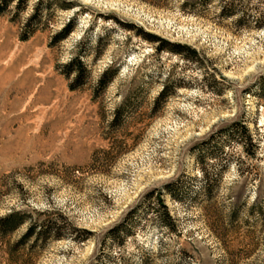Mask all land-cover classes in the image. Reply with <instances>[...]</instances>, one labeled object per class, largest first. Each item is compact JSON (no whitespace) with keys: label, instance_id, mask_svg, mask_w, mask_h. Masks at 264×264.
Masks as SVG:
<instances>
[{"label":"rangeland","instance_id":"obj_1","mask_svg":"<svg viewBox=\"0 0 264 264\" xmlns=\"http://www.w3.org/2000/svg\"><path fill=\"white\" fill-rule=\"evenodd\" d=\"M70 1L0 0V264H264V0Z\"/></svg>","mask_w":264,"mask_h":264},{"label":"trees","instance_id":"obj_2","mask_svg":"<svg viewBox=\"0 0 264 264\" xmlns=\"http://www.w3.org/2000/svg\"><path fill=\"white\" fill-rule=\"evenodd\" d=\"M64 9H69L71 7H73V2L70 0H66V2H64L63 6ZM35 14V13H33ZM74 26V19L72 17H70L66 22H64V24L61 26V28L53 35V40H60L65 38L73 29ZM159 49L165 48V46L160 45L158 47ZM181 46L176 45V48H172L170 50L172 51H180ZM76 64V67L70 68L72 70L67 71L65 74L68 75L69 73H73L74 74V78H73V82L78 81V79L81 77L82 73L85 71L84 66L82 64V62L79 60L78 57H74L70 60V64ZM115 74V69H109L106 68L105 70L102 71L100 77L98 78V83L100 86L104 85L107 81H109L111 78H113ZM71 83L69 85V88H74V83ZM165 96V90H163V88L160 90V92L158 93V97L157 98H164ZM237 130V131H236ZM227 136H230L231 133L233 131L235 132H239V137H238V143H240V145H242L243 151L245 153H248L247 150H245V144L248 143L250 141V136L247 134H245V127L243 126V124H239V128L237 127H229V128H225L224 130H222ZM220 131V132H222ZM213 138V134H211L210 136H208L204 141H202V145L204 146V149H206V147L208 146L207 144L210 142V140H212ZM201 155V154H200ZM203 155V154H202ZM209 155L214 157V153L209 152ZM229 158H226V160L224 161L223 167H227L230 163V158H231V153L228 154ZM227 156V157H228ZM204 173V182H203V192L205 195H208L210 192V182L209 179H216L218 178V176H220L219 173H214L213 177L208 178L207 176V171H203L202 174ZM178 183L177 181H172L169 183H166L164 185V187L161 190L157 191V196L156 198V205L158 206V211L160 213V220L159 223L163 224L164 226H168L171 225L172 222V218L171 215L168 213L165 204L163 203L162 199H161V195L162 193H166L168 196L174 198V199H180L181 198V191L180 188H177ZM180 191V192H179ZM132 211H129V214H131ZM130 216V215H129ZM2 220L3 225H5V231H9L14 229L18 224L24 222L25 216L21 213H19L18 211L15 212H9L8 214L4 215L2 218H0ZM127 220V219H125ZM112 230H115V232H117L118 235H125L127 233L126 230H124L123 228V223L120 222L119 224H117L116 226H114V228ZM85 233V235L81 236L80 239L86 238V234H88L86 231H83ZM47 233V234H46ZM46 236V235H50L53 237H60L62 234H59L58 232L55 231V228H53V224H49L48 222L44 223V224H40L38 226V228H35V224H30L25 232L21 235V237L19 238L18 242H22L23 240L27 239L28 237L35 236V239H37L40 235Z\"/></svg>","mask_w":264,"mask_h":264},{"label":"bare ground","instance_id":"obj_3","mask_svg":"<svg viewBox=\"0 0 264 264\" xmlns=\"http://www.w3.org/2000/svg\"><path fill=\"white\" fill-rule=\"evenodd\" d=\"M7 71V70H6ZM4 73V69L3 67L1 66V74ZM9 74V73H8ZM6 77V76H5ZM5 77L3 79H1V83L5 81V83L7 82H11V76H7V77H10V78H6ZM34 81L33 79L31 78H26L24 77L23 80L19 81L17 86L15 88H17V90L20 91V94L22 95V97L30 94L33 92V84H34ZM10 84V83H9ZM13 84V83H12ZM39 91H41L40 89L37 90L36 93H39ZM30 98V97H29ZM46 99L45 97H42V96H39V95H33L31 98H30V101L31 103H34L35 101H39V100H44ZM38 103V102H37Z\"/></svg>","mask_w":264,"mask_h":264}]
</instances>
